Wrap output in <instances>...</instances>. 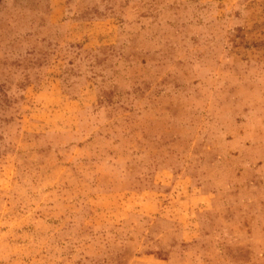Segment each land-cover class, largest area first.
Masks as SVG:
<instances>
[{
	"label": "rangeland",
	"instance_id": "obj_1",
	"mask_svg": "<svg viewBox=\"0 0 264 264\" xmlns=\"http://www.w3.org/2000/svg\"><path fill=\"white\" fill-rule=\"evenodd\" d=\"M0 264H264V0H0Z\"/></svg>",
	"mask_w": 264,
	"mask_h": 264
}]
</instances>
